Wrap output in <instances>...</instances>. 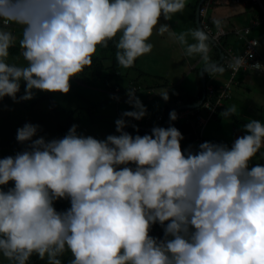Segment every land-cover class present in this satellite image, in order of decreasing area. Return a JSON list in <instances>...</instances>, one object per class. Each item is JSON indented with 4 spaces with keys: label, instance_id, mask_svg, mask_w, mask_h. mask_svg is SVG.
Returning <instances> with one entry per match:
<instances>
[{
    "label": "clouds",
    "instance_id": "clouds-1",
    "mask_svg": "<svg viewBox=\"0 0 264 264\" xmlns=\"http://www.w3.org/2000/svg\"><path fill=\"white\" fill-rule=\"evenodd\" d=\"M185 4L0 0V99L29 100L34 90L67 93L70 79L92 64L97 45L118 34L116 63L131 67L151 52L149 38L160 18L170 20ZM12 26L22 29L26 66L7 62ZM203 29L177 34L165 23L157 31L183 46L185 56L200 54L207 62ZM136 92L127 88L132 110L115 120L118 134L103 139L78 134L76 124L51 139L37 137L38 124L17 128L16 140L27 147L0 158V186L12 182L0 187V254L9 264H27L33 254L62 264L66 250L72 254L68 264H264V164L250 167L264 148V123L248 121L231 146L204 141L182 150L183 134L171 121L178 119L175 110L191 107H174L167 127L154 125L144 135L133 124V135L125 130L126 118L147 114ZM157 93L169 99L168 89ZM234 113V107L223 110L224 117ZM61 198L70 206L58 211L54 202ZM157 223L162 237L149 234Z\"/></svg>",
    "mask_w": 264,
    "mask_h": 264
},
{
    "label": "crops",
    "instance_id": "crops-1",
    "mask_svg": "<svg viewBox=\"0 0 264 264\" xmlns=\"http://www.w3.org/2000/svg\"><path fill=\"white\" fill-rule=\"evenodd\" d=\"M200 0H186L185 8L183 9V15L180 12L172 14L170 20H164L163 16L160 18L158 25L153 29L152 36L149 38L153 45L151 52L144 54L136 58L134 64L131 67L123 68V71L116 66V57L105 60L107 66L114 67L119 74L114 77L113 83L122 87L129 86L130 81H135L142 84L143 89L138 93V97L142 103L155 112H162L163 109L169 105L172 108L183 105L182 99L185 100H197L200 95L199 81L196 78L195 69H199V75L201 78L200 70L203 69L206 83L208 85L218 86L224 80L229 78L228 68L222 64V58L215 56L213 51H208L209 60L205 62L202 60L200 54H194L192 56H185L184 48L178 42L174 41L169 34L158 33L157 29L160 24H169L170 30L179 34L181 32L188 33L190 30L197 28L196 24V12L197 6ZM214 6L210 8L211 19H220L222 21V27L230 35L226 46L232 48L236 52L243 50V41L233 35L236 28L252 25V33L250 36H254L258 39L260 51L264 55V24L254 22V18L257 15L258 9L252 5H247L242 2H235V0H215ZM13 29V31H12ZM10 30L15 36V40L18 38V32L22 31L19 26H12ZM168 37V40L165 38ZM188 41L193 42L191 35L188 37ZM165 41H171L173 45L166 46ZM162 47H165V52L170 53L175 51V47H180V55L177 57H171L173 61L168 60L165 56V62H167L169 68L164 74L161 66L153 55H158V52L163 53ZM171 47V48H169ZM208 65V69L205 71V65ZM173 64V66H171ZM211 65H217L223 67V72L213 71ZM183 88H182V87ZM90 90H94V86H88ZM168 89L169 99L165 101L157 92ZM181 90L180 94L179 91ZM102 95L103 102L98 103L96 111L102 114L103 118L98 120V123L106 125L104 128L98 130V134L102 135L104 130H109L108 134L115 130V120L120 117L118 112L125 111L129 108L127 100V90L123 91L120 95V100L111 98L112 102H108L107 90L102 89L99 91ZM232 94L230 100H228L226 108L234 107L235 113L230 117H224L223 111L219 119H208L205 125L202 127V134L200 137L199 126L193 120L176 119L171 121L183 134L184 139L181 140L182 150L192 146L195 149L200 143L204 141L211 142H223L230 145V141H234L238 136L244 134L243 125L251 119L260 120L264 123V72L258 73L254 71L242 70L238 72L236 82L232 84ZM98 95V94H97ZM98 100V99H96ZM100 100V101H101ZM201 100V99H200ZM223 109V110H224ZM117 110H119L117 112ZM225 121L223 126L222 121ZM170 123L169 115L159 123V126L167 127ZM155 125V124H154ZM154 125L147 127H138L140 135L150 133ZM225 127L233 128V134L227 135ZM126 131L136 134V129L131 124L125 126ZM225 133V134H223ZM239 133V135H238ZM199 134V135H198ZM264 148H262L253 158L250 165L257 163L264 164Z\"/></svg>",
    "mask_w": 264,
    "mask_h": 264
},
{
    "label": "rangeland",
    "instance_id": "rangeland-1",
    "mask_svg": "<svg viewBox=\"0 0 264 264\" xmlns=\"http://www.w3.org/2000/svg\"><path fill=\"white\" fill-rule=\"evenodd\" d=\"M262 2L264 3V0H262ZM183 12L184 11H181L180 13L182 14ZM168 39V37L165 38V40ZM165 44L166 46L173 45L171 41H165ZM179 48L180 47H175V51L166 53L165 47H162L164 54L158 52V55H153V57L158 60L159 65L161 66L160 70H162L164 74L169 68L167 62L164 60L165 56L168 58V60L173 61L171 57H177L180 55L181 48ZM7 60L10 63H15L20 66H26L27 64V61L24 62L22 60L23 62H20L16 57H11V55L7 57ZM115 65V67H118L123 71L121 66H119L117 63H115ZM171 66H173V64H171ZM82 72L70 79L71 86L67 93L58 91L47 93L48 91L34 90L35 94L33 98L29 100H20L17 102L9 96H5L4 98L0 99V158L8 155H15L16 152L23 151L27 147V143L21 144L16 140L17 128L23 126L26 122H31L40 126L37 137L45 136L46 139L60 138L63 137L68 131L66 125L68 124V121L71 117L70 112L67 111L69 108L71 109L78 105L84 106V103L86 102L85 99L100 101L103 98L102 95H99L100 93H93L92 90L87 88V78ZM24 84L25 82L22 81L21 90L17 93L18 97L24 91ZM40 95H42L44 98L37 101ZM106 96L108 97V102L111 103L112 97L110 95ZM203 115H207V113L203 111ZM73 124L78 125V134L92 135L99 139H103L108 135L109 130H104L102 135L97 133L99 129L104 128L106 125L98 123L96 118L91 121L88 116L79 115L78 117L76 116L72 118L70 127ZM221 124L224 126L226 123L223 120ZM224 130H226L225 132L227 135L233 134V128L225 127ZM37 137H33V139ZM232 142V140L229 142L230 145ZM11 184L12 182H9V185L0 187L7 189V187L11 186ZM57 201L64 202L67 208L70 206V202L67 199L61 198ZM66 252L71 253L69 250Z\"/></svg>",
    "mask_w": 264,
    "mask_h": 264
},
{
    "label": "trees",
    "instance_id": "trees-1",
    "mask_svg": "<svg viewBox=\"0 0 264 264\" xmlns=\"http://www.w3.org/2000/svg\"><path fill=\"white\" fill-rule=\"evenodd\" d=\"M215 0H213L210 4H208V14H209V10L212 6H214V3ZM240 2H243V0H240ZM206 4V2H205ZM204 4V5H205ZM264 4V3H263ZM247 5H252L254 7H256L258 9V12H257V15L255 16L254 18V22H257V23H262L264 24V13H263V10L262 8L257 4V3H254L252 1L248 2ZM210 22L212 24H214L213 20L210 19ZM215 25V24H214ZM243 27H250L251 28V31L249 33H246L243 31L242 32V36H241V40L243 41V49L245 47V43L247 42V40H250V39H254L256 40V55H255V58L258 59L259 61H261L262 65H263V71H258V70H253V69H240L236 72L235 76L231 79V86L228 88V93H229V97L227 98V100L222 104V105H218L217 107V112H215L214 116H212L211 118H214L215 120L216 119H219L220 116H221V112L223 111V109L225 108L228 100L231 99V97L233 96V92H232V84H234L236 82V77H237V74L238 72L242 71V70H246V71H254V72H258V73H262L264 72V55L263 53L260 51V48H259V42H258V39L254 36H250V34L252 33V25L250 26H243ZM12 28V27H11ZM13 31V29H12ZM209 35V34H208ZM233 35H235V33L233 32ZM210 36V35H209ZM212 37V36H211ZM230 37L229 34H226L222 39H221V43L217 42V43H214V42H211L208 40V45H209V51H213V53L215 54V56L217 57H220L221 58V55H222V51H223V48L226 46V43H228V38ZM237 37V36H236ZM18 38H22V31H19L18 32ZM119 38V34L114 37L112 40H110L106 45H97V50L96 52L93 54L92 56V64L88 67H86V69L83 70V75L86 76L87 78V84L88 86H94V90H92L93 93H100L99 91L102 90V89H105L107 90V95H110L112 98L115 96V97H119L118 100H120V95L121 93H123V91L127 90V88H134L137 90L136 92V95L138 96V93L143 89V86L142 84H139L135 81H130L128 83L129 86H126V87H122L120 85H116L115 83H113L114 80V77L116 76V74H119V72L113 67L111 66H107L105 64V60H109V59H112V58H115L116 57V51H117V48L115 46V43L114 41L118 40ZM239 38V37H237ZM20 40H17V41H14L13 42V45L9 48V55H11V57H16L20 62H26V60L24 59L23 57V49L21 48L20 46ZM243 51V50H242ZM23 60V61H22ZM7 62H9L7 60ZM10 63V62H9ZM222 64L228 68V71H229V75L232 73V69L229 68L228 66H226L222 60ZM194 72L196 73V78L198 79L199 81V86H200V95L198 96L197 100H185V99H182V103L183 104H196L197 102L200 101V99L202 98L203 96V90H204V87H203V83H202V80L200 78V75H199V69H195ZM231 78V76H229ZM228 78V79H230ZM227 79V80H228ZM226 80H224L221 84H219L218 86H214V85H208V83H206V98L204 99V101L207 99V96L209 95V87H214L215 89V95L212 97V101L215 103L217 102L218 100V93L221 92L222 90V84L225 82ZM82 82V80H81ZM85 85V83H84ZM182 87V86H181ZM183 88V87H182ZM181 90L179 91V94H180ZM47 93H51V91H48ZM45 96V95H44ZM44 97L42 95L39 96V98L37 99V101L39 100H42ZM209 98V96H208ZM85 99V98H84ZM114 99V98H113ZM117 100V99H115ZM117 100V101H118ZM85 103H84V106H75L73 108H69L67 111L70 112V119L68 121V124L66 125L67 129L70 128V122L72 120V118L74 117H78L79 115H83V116H88L90 118L91 121H93L94 118H96V120H100L103 118L102 114L98 113L96 111V108L98 107V103H101L103 102V100L101 101H93V100H90V99H85ZM147 108V107H146ZM151 112V118L149 119H145L143 121H138L136 120L135 122L132 121V119L134 118H130V117H127L126 119L130 120V123L131 125L135 124L137 125L138 127L139 126H151V125H159L160 122L163 121L164 118H166L170 111L173 109L172 106H169L167 105L162 112H155L153 111L152 109L148 108ZM193 112H198L200 113L202 116H204L205 118H208L209 117V111L206 110V109H203V106H200V107H191L190 108ZM127 110H132V105H129V108ZM119 110H117L118 112ZM203 111L205 113H207V115H203ZM221 111V112H220ZM123 112V111H122ZM121 112V113H122ZM120 112H118V114L121 115ZM159 115H162V120H158V116ZM209 118V119H211ZM186 120H194V114L191 113L190 114V119H186ZM195 121V120H194ZM196 122V121H195ZM197 124V123H196ZM197 126H199L197 124ZM200 130H199V134H200V137H201V132H202V128L199 126ZM110 134H118L115 132V130L113 132H111ZM198 134V135H199ZM252 165H250L251 167ZM54 206L55 208L59 211V210H64L66 209V205L64 202L62 201H55L54 202ZM153 229L152 232H149L150 235H153L155 237H162L163 236V229L162 227L157 223V224H154L152 227ZM67 251V250H66ZM64 252V254L60 257L61 260H62V264H68V262L72 259V254L69 253V252ZM0 264H9V261L7 258H5L2 254H0ZM27 264H47L46 262V258L45 259H40L37 255L33 254L32 257H30L29 261L27 262Z\"/></svg>",
    "mask_w": 264,
    "mask_h": 264
},
{
    "label": "built area",
    "instance_id": "built-area-1",
    "mask_svg": "<svg viewBox=\"0 0 264 264\" xmlns=\"http://www.w3.org/2000/svg\"><path fill=\"white\" fill-rule=\"evenodd\" d=\"M213 0H206V4L203 5L200 10H199V15L201 17V22L203 25L204 30L212 36L214 39V43H221V39L227 34V31L221 26L220 28H217L216 25L212 24L208 18V4H210ZM254 2L257 3L263 10L264 13V4L262 0H243L242 3L247 4L248 2ZM235 2H240V0H235ZM249 33L251 31L250 27H241V28H236L234 30L235 36L241 38L242 32ZM256 40L250 39L247 40L245 43V47L243 51L241 52H236L232 50V48H229L225 46L223 48V53L221 55V58L226 66L232 69V73L229 75L231 76L230 79L226 80L222 84V90L220 93H218V100L217 102L212 101V97L215 95V89L214 87H209V98L207 96V99L203 102L202 106L203 109H206L209 111V117L205 118L202 116L200 113L193 112L190 108H183L179 110H175L177 113V118L178 119H190V114H194V120L196 123L202 128L204 124L206 123V120L214 116L215 112H217V106L222 105L227 98L230 96L228 93V88L231 86V79L235 76L236 72L240 69H253V70H258V71H263V65L261 61L255 58V53H256ZM147 109V114L145 117L141 120L138 121H143L145 119L151 118V112L148 108ZM162 115L158 116V120H162ZM133 122H135V119H132Z\"/></svg>",
    "mask_w": 264,
    "mask_h": 264
},
{
    "label": "water",
    "instance_id": "water-1",
    "mask_svg": "<svg viewBox=\"0 0 264 264\" xmlns=\"http://www.w3.org/2000/svg\"><path fill=\"white\" fill-rule=\"evenodd\" d=\"M203 1H204V0H200L199 4H198V6H197V12H196V24H197V28H202V29H203V27L201 26V23H200L199 8H200V6H201V4H202ZM203 30H204V29H203ZM204 31H205V30H204ZM205 32H206V31H205ZM209 41L214 42L213 39L211 38V36H209ZM200 74H201V80H202L203 87H204V90H203V96H202L201 100H200L199 102H197L196 104H186V105H184V106H188V107H198V106H200V105L202 104V102L204 101V99H205V97H206V78H205V76H204V72H203V69H202V68H201V70H200ZM184 106H183V107H184ZM169 118H170V116H169ZM125 130H126V129H125ZM150 231H152V230H150Z\"/></svg>",
    "mask_w": 264,
    "mask_h": 264
}]
</instances>
